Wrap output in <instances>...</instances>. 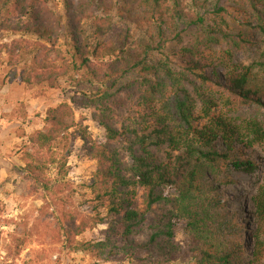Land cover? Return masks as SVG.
Instances as JSON below:
<instances>
[{"label": "trees", "instance_id": "1", "mask_svg": "<svg viewBox=\"0 0 264 264\" xmlns=\"http://www.w3.org/2000/svg\"><path fill=\"white\" fill-rule=\"evenodd\" d=\"M61 2L65 20L55 0H0L1 85L71 94L46 110L11 169L43 200L40 214L53 208L46 235L95 263L264 264V126L229 118L264 110V0ZM77 141L96 170L71 206L59 192ZM32 236H8L15 257Z\"/></svg>", "mask_w": 264, "mask_h": 264}, {"label": "rangeland", "instance_id": "2", "mask_svg": "<svg viewBox=\"0 0 264 264\" xmlns=\"http://www.w3.org/2000/svg\"><path fill=\"white\" fill-rule=\"evenodd\" d=\"M76 4L77 0H72ZM58 13L65 20V9L61 0H55ZM244 57L239 56L242 60ZM6 70H0V264H103L95 263L82 253H69L60 244H56L46 235L44 223L54 226V216L50 207L44 216L39 209L44 205L39 196H27V185L20 182L17 174L12 172V166L23 167L20 162L21 151L27 145L28 137L35 131L42 130L47 109L56 107L71 94L62 91L29 88L18 82L1 85ZM75 121L86 127L92 139L98 140L104 136L103 131L91 121L89 113L82 109H74ZM232 122L239 123L244 119H256L263 123L264 110L251 106L243 108L229 116ZM257 154L264 156V145L256 147ZM68 173L60 188L59 196L69 198L71 206L77 205L88 197L86 188L96 170V163L91 160L81 142L74 144V149L68 159ZM257 177L263 179L264 172L259 170ZM38 187V186H37ZM249 179L240 181L238 192L239 209L245 212L247 229L241 230L248 235L251 230L249 222L250 211L248 200L251 197ZM231 200L234 198L229 196ZM7 222V224H5ZM17 229L31 231V244L19 256L15 257L9 235ZM176 241L181 242L182 235L177 233ZM97 237V231L87 232L80 239L92 240ZM11 248H9V246ZM104 264H125L114 260Z\"/></svg>", "mask_w": 264, "mask_h": 264}]
</instances>
